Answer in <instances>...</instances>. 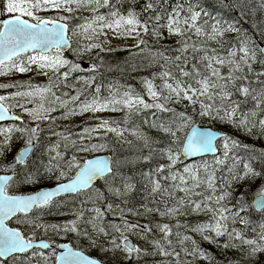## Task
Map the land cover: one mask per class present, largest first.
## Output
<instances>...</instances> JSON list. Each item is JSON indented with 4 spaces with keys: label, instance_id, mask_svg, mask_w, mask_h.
<instances>
[{
    "label": "snow or ice",
    "instance_id": "1",
    "mask_svg": "<svg viewBox=\"0 0 264 264\" xmlns=\"http://www.w3.org/2000/svg\"><path fill=\"white\" fill-rule=\"evenodd\" d=\"M227 7L240 19L213 15L201 0H0V75L36 66L49 77L42 86L0 85L16 89L0 95V121L22 125L0 129V264H216L202 242L221 249L223 264H264V148L202 129L211 120L264 142V46L241 24L264 13V0H228ZM252 26L264 37V16ZM106 29L137 39L135 47L150 52L149 65H158L141 92L111 85L103 97L97 83L103 60L75 80L80 88L69 83L84 71L79 60L103 49L96 41ZM165 31L177 38L174 47L151 52L139 38L161 41ZM73 37L80 38L75 47ZM14 108L35 126L11 115ZM58 108L65 120L118 110L125 117L100 119L79 133L58 131L51 127ZM40 121L50 125L47 137ZM14 137L24 146L12 153ZM198 155L201 162H184ZM45 180L54 186L17 194ZM53 208L71 218L46 220Z\"/></svg>",
    "mask_w": 264,
    "mask_h": 264
},
{
    "label": "trees",
    "instance_id": "2",
    "mask_svg": "<svg viewBox=\"0 0 264 264\" xmlns=\"http://www.w3.org/2000/svg\"><path fill=\"white\" fill-rule=\"evenodd\" d=\"M143 0H141L142 5ZM201 3L203 7L211 12L213 15H222L224 16L227 13V10L224 9L226 6L224 4L218 3L215 0H201ZM254 3H257V0L254 1ZM104 10V9H103ZM105 11V10H104ZM238 13V14H237ZM235 14V10H232L227 14V16L223 17L226 18L229 21L240 19V14L237 12ZM260 13L258 12L254 18H259ZM251 17V16H250ZM241 24L244 29L247 30L248 35L250 38L257 40L258 38L256 36V30H252L251 28V22L250 18H247L246 20L241 19ZM165 35V34H164ZM148 38H150V46L152 48L161 49V46L163 48H169L175 46L176 40H170L171 37H167V34L165 37L166 39H163L160 41L159 44H156V40L153 36L147 35ZM234 37V34H230L229 38ZM211 46H215L212 44ZM168 54L172 55L173 53L168 52ZM72 59H76L75 56H71ZM103 60V67L100 70V74L98 75V83L102 84V90L103 92L107 93L109 90V87L111 85L119 86L121 90L124 86H131L133 87L137 92H141L142 88L144 87L142 84V81L144 80L146 75H151L152 73L156 72L158 70V67L154 68H147L146 67V61L147 59L143 56L136 55L134 49L126 48L121 49L114 52H105L100 53L98 56H96L95 59L91 60L90 63L95 62L97 64L100 63V61ZM91 67V66H90ZM101 90V91H102ZM102 95V92H101ZM107 95H102L103 97H107ZM147 97V96H145ZM148 100V99H147ZM179 107V106H177ZM61 110L60 112L55 111L52 113V116L58 118L59 114H62ZM125 117V111H123L120 114H115L111 119L110 118H104L108 120H122ZM86 118L77 117V118H68L67 120L62 119L60 122H57L54 125H51V127H55L58 131H62L65 129H71L72 131H76V133L80 132L79 130L87 127V125L92 124V120H89V122H85ZM133 119H136L135 117ZM206 122L209 123V125L215 129H220L221 131L228 132L229 134H232L236 136L238 139L242 140L245 143H248L250 145H255L257 148H264V142L260 141H254L252 138L246 137L243 133L235 132L233 129H231L230 126H223L219 125L215 121L206 120ZM50 125L48 122H45L43 124L44 132L41 133L42 137H47L50 135L49 132ZM109 140L112 139V135L109 134L108 136ZM122 151H124L126 154L128 153V145H124L122 148ZM14 150L12 149V153ZM12 153L9 154V159L12 156ZM207 160H210L211 157L205 158ZM261 181H256L255 184L252 185V187L248 190V199L250 202H252L257 188L260 186ZM37 188V185H36ZM32 190L31 188L27 187L26 191ZM254 221L257 220L259 217L258 213L253 212ZM240 227H242L240 225ZM239 227V228H240ZM134 239V238H133ZM135 241V240H134ZM214 244H209L207 242L202 243V247L205 248L210 252V254L215 258L216 264L222 260L224 262L225 256L221 254V249L217 248V250L213 249ZM216 253H215V252ZM95 255H98L97 253H94ZM227 255V253H226ZM199 264H207L205 261H200Z\"/></svg>",
    "mask_w": 264,
    "mask_h": 264
},
{
    "label": "rangeland",
    "instance_id": "3",
    "mask_svg": "<svg viewBox=\"0 0 264 264\" xmlns=\"http://www.w3.org/2000/svg\"><path fill=\"white\" fill-rule=\"evenodd\" d=\"M258 2H259V0H257V3ZM101 11L103 12V9H101ZM259 13H260L259 18H261V16H264V13H261V12H259ZM40 15H43V16H55V15H57V13H55V12H42V13H40ZM89 15L90 14L88 12H84L83 13V16H85V17H87ZM250 16L251 15L246 16V17H244V19L250 18L251 28L254 31L255 29L252 26V22H253L254 19L258 20L259 18H254L253 16H251V17ZM74 22H76V21H74ZM105 31L107 32V36H101L99 38V40L96 41L98 43H102L103 44V49L102 50L99 49V48L93 49L91 52L85 54L83 56V58L79 60V62L82 64V66H84V69H87L88 68V65L90 64V61H91V59H89L87 57H91V56L93 57L94 54L101 53L102 51H111V50H115L116 51L117 49L127 48V47H133V48H135V45L138 42L137 39H135V38L125 37V36H122V35L121 36H116V35L113 34L112 31L107 30V29ZM256 33H257L256 36H257L259 42L264 43V37H262L261 34L258 33L257 31H256ZM166 34H167V32L165 31V35ZM145 36L148 38L147 35H143V34H141V36L139 38L144 40ZM72 39L76 43V41L78 39H80V38L79 37H73ZM176 39H177L176 37H171L170 38V40H176ZM83 43H87V41H83ZM159 43H160V41H156V44H159ZM73 46L75 47V44ZM148 48L151 49L150 46H148ZM151 52H155V51H151ZM64 55H65L66 58H69V59H72L71 56H74V54H73L72 51L70 52V54L64 53ZM149 55H150V52L148 51V49H146L140 55L141 57L143 56L144 58L147 59V61L145 63L146 64V67L147 68H154L156 66L158 67V65H149V63H148V57H149ZM168 55H170V54H168ZM50 75H51V73H49V76ZM33 78H34V80H32ZM145 78H151V75H146ZM48 80H49V77L48 76H44L42 74H38L37 73L36 66H33L32 67V71H30L28 73H25V74H20L18 72H12V73H9L6 76L0 75V85H9V84H14V83H27V82H31L33 85H41L42 86V84H44ZM156 82L159 83L158 80ZM0 88H2V87H0ZM8 88H11V87H8ZM14 92L15 91L1 93L0 95L9 96L10 94H12ZM72 94H75V93H72ZM17 102H18V100H8V101H6V103H12V104H16ZM19 102L20 103H26V101L23 100V99H19ZM35 102L36 103H39V99L37 98ZM33 106H34L33 104H27V107H29V108H31ZM14 109H16L17 112H19V113H23L24 116L23 115H21V116L24 117L26 119V121H28V123H29L30 126H33V127L35 126L36 122H34L32 120V118L28 116L27 113L23 112L22 109H20V108H14ZM57 111L60 112L61 110L58 108ZM118 111H120V110H118ZM113 112L114 111H103V112H99V113L87 112L84 115L91 116L89 118V120H92V119H96L97 117H101V116H109ZM84 115H75V116H71L69 118H77V117H81V116H84ZM62 119H63L62 114H59L56 121L57 122H60ZM100 119L101 118H99V119L97 118L96 119L97 121L96 122H93V125L92 126H87V127L88 128H94V127H96L97 126V123H98V121ZM42 122L43 121H40L39 123L41 124ZM0 129H3V128H0ZM79 131L81 132L82 129L79 130ZM73 132H76V131H73ZM101 135H103V133H101ZM125 135L127 136V139H129V140H132L133 139V137L131 135H128L127 133H125ZM93 142H96V141H93ZM184 162L185 163H193V162L188 161V160H185ZM32 187H34V186H32ZM57 211H58L57 208H53L52 209V215L45 217V219H49V220L56 221V219L59 217V215L57 214ZM65 211H66V209H65Z\"/></svg>",
    "mask_w": 264,
    "mask_h": 264
},
{
    "label": "bare ground",
    "instance_id": "4",
    "mask_svg": "<svg viewBox=\"0 0 264 264\" xmlns=\"http://www.w3.org/2000/svg\"><path fill=\"white\" fill-rule=\"evenodd\" d=\"M243 20H246V19H244L243 18ZM144 40L147 42V44H148V46H150L149 44H151V40H150V38H147L146 36H145V38H144ZM72 41H73V39H72ZM73 43H74V41H73ZM151 47V46H150ZM134 49V51H135V53H136V55H141L142 54V52L140 51V49H138V48H133ZM146 50V49H145ZM151 51H156V48H152L151 47ZM90 66H91V63L88 65V68L87 69H84V73H89L90 71H89V69H90ZM74 74H76V73H74ZM74 74H72V76H74ZM79 78H85V77H79ZM32 80H34V78L32 79ZM102 92V95H107L108 93H109V91L107 92V93H105V92H103V90L101 91ZM60 93L59 92H57V95H59ZM145 99L147 100L148 99V97H145ZM150 102V101H149ZM21 116V115H20ZM23 121L24 122H26V119L23 117ZM92 121L93 122H96L97 120L96 119H92ZM93 122H92V125H93ZM100 153H98V155H99ZM65 217H68V216H65ZM49 221V220H48ZM50 222H52V223H57V222H60V221H50ZM68 242H71V238L69 237L68 238ZM93 255L95 256V254L93 253Z\"/></svg>",
    "mask_w": 264,
    "mask_h": 264
},
{
    "label": "water",
    "instance_id": "5",
    "mask_svg": "<svg viewBox=\"0 0 264 264\" xmlns=\"http://www.w3.org/2000/svg\"><path fill=\"white\" fill-rule=\"evenodd\" d=\"M225 1H227V0H225ZM261 46H264V45H261ZM66 51V50H65ZM8 119H11V118H7V119H5V120H8ZM202 129H204V130H207V129H212L210 126L208 127H205V128H202ZM212 130H214V129H212ZM100 155V154H99ZM104 155V154H103ZM203 156H205V155H211V154H202ZM199 156V155H198ZM197 157V156H196ZM199 157H201V156H199ZM193 158H195V157H193Z\"/></svg>",
    "mask_w": 264,
    "mask_h": 264
}]
</instances>
